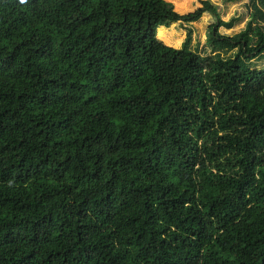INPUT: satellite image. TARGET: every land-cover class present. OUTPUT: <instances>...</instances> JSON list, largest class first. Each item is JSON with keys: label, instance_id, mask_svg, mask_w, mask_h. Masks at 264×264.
Masks as SVG:
<instances>
[{"label": "trees", "instance_id": "1", "mask_svg": "<svg viewBox=\"0 0 264 264\" xmlns=\"http://www.w3.org/2000/svg\"><path fill=\"white\" fill-rule=\"evenodd\" d=\"M202 3L0 0V264H264V0Z\"/></svg>", "mask_w": 264, "mask_h": 264}, {"label": "rangeland", "instance_id": "2", "mask_svg": "<svg viewBox=\"0 0 264 264\" xmlns=\"http://www.w3.org/2000/svg\"><path fill=\"white\" fill-rule=\"evenodd\" d=\"M174 4L175 10L182 14H189L194 12L198 7L202 6V1L206 0H167ZM214 3L219 11V14L225 22L234 20V26L232 28H226L220 26L218 32L223 35H235L246 28L247 22L250 20V10L248 7L249 0H242L237 3H231L227 0H209ZM264 9V8H263ZM215 23V19L209 13H205L198 21L190 24L178 22L169 25H161L158 28L157 35L167 45L175 48L181 47L187 30L192 31V47L193 49L199 48L202 54L210 52L211 45L208 41L209 33L212 30V26ZM256 40V39H255ZM254 63L258 68L264 69V57L255 59Z\"/></svg>", "mask_w": 264, "mask_h": 264}]
</instances>
